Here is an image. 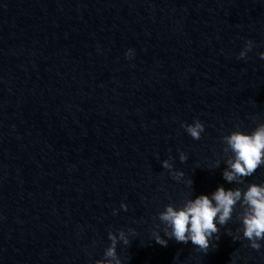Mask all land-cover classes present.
I'll list each match as a JSON object with an SVG mask.
<instances>
[{"label": "water", "instance_id": "95a60500", "mask_svg": "<svg viewBox=\"0 0 264 264\" xmlns=\"http://www.w3.org/2000/svg\"><path fill=\"white\" fill-rule=\"evenodd\" d=\"M260 52L264 0H0V264H95L121 229V264H196L158 213L225 186Z\"/></svg>", "mask_w": 264, "mask_h": 264}, {"label": "clouds", "instance_id": "9594fccd", "mask_svg": "<svg viewBox=\"0 0 264 264\" xmlns=\"http://www.w3.org/2000/svg\"><path fill=\"white\" fill-rule=\"evenodd\" d=\"M254 47V41L251 39L245 41L238 59H246L247 53ZM132 49H129L126 55H130ZM259 56L264 59V52ZM185 131L193 138L200 139L204 131V124L198 118L192 123H183L181 125ZM222 141L225 144L223 151L228 155L226 160L227 167L223 171V177L229 183H244V178L254 174L256 169L264 165V123L258 124L251 132L233 130L230 134L224 135ZM187 155L180 152L179 159L183 163L187 160ZM169 159L161 162L162 167L170 170L174 179L180 180L184 176L181 170H174L173 164ZM218 166V162H217ZM186 183L192 185L191 179ZM239 202L241 211L237 212V218L242 221V228L237 229L232 234L231 229L228 234L233 240H239L240 231H243V237L249 241L251 248L260 250L262 247L260 241L264 240V184L250 183L246 190L240 187L225 189L218 186L209 196L201 194L195 198H188L180 207L172 203L165 205V209L158 213V218L164 224V234L168 239L174 238L179 243L192 242L200 251L207 252L213 239H219L220 226H224L232 219L236 205ZM121 208L127 209V204L121 203ZM116 214V210H113ZM129 232H135V229H129ZM156 243L166 246L168 240L162 237L159 232H153ZM108 238L111 243L104 252L103 259H97L95 264H121L117 255V241H122L128 245L130 240L123 229L119 230L118 235L112 231L108 232ZM232 264H235L234 258Z\"/></svg>", "mask_w": 264, "mask_h": 264}]
</instances>
